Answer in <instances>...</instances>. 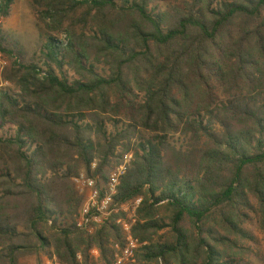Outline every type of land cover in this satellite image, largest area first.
Instances as JSON below:
<instances>
[{
  "label": "trees",
  "instance_id": "16d2710c",
  "mask_svg": "<svg viewBox=\"0 0 264 264\" xmlns=\"http://www.w3.org/2000/svg\"><path fill=\"white\" fill-rule=\"evenodd\" d=\"M30 1L47 31L29 62L0 23V264H114L126 215L80 229L73 179L102 185L126 155L133 264L260 261L264 0Z\"/></svg>",
  "mask_w": 264,
  "mask_h": 264
},
{
  "label": "built area",
  "instance_id": "2783aa9c",
  "mask_svg": "<svg viewBox=\"0 0 264 264\" xmlns=\"http://www.w3.org/2000/svg\"><path fill=\"white\" fill-rule=\"evenodd\" d=\"M4 1L5 0H0V7L3 5ZM3 22L4 17L0 16V23L3 24ZM6 64L7 61L5 55L0 51V76L3 75ZM132 158V155H126L123 163L111 174L110 179L102 185L99 184L98 179L89 177L85 172L80 173L79 176L73 179L78 191L85 197V202L78 219V227L80 229L89 233H94L97 228L104 225L105 221L114 215H120L121 213L126 215L128 210H133V215L129 219L120 217L116 220L117 225L121 227L126 237V246L116 255L114 264L135 263L137 252L141 247L139 241L133 237L132 229L136 222V211L139 208L142 199H137L121 208L114 206L120 178L125 174L127 166ZM95 167L96 164H94V168ZM93 255L97 261L96 264H102L99 262V252L94 251ZM44 264L59 263L56 259L51 260L46 258Z\"/></svg>",
  "mask_w": 264,
  "mask_h": 264
},
{
  "label": "rangeland",
  "instance_id": "374dc122",
  "mask_svg": "<svg viewBox=\"0 0 264 264\" xmlns=\"http://www.w3.org/2000/svg\"><path fill=\"white\" fill-rule=\"evenodd\" d=\"M3 33L11 45H15L23 51L25 61L29 62L36 54H39L43 44L45 43L46 27L38 16V11L30 0H15L12 7L11 16L5 19L3 24ZM57 37L65 41L66 34L61 33ZM7 64L3 75L0 76V91L13 85L5 80V72L9 66V59L6 57ZM133 215V210L126 212V218L129 219ZM252 230L260 240L257 248V254L260 261L255 264H264V233L261 229L254 225ZM46 257H43V264ZM23 264H37V258L32 257L23 261Z\"/></svg>",
  "mask_w": 264,
  "mask_h": 264
}]
</instances>
